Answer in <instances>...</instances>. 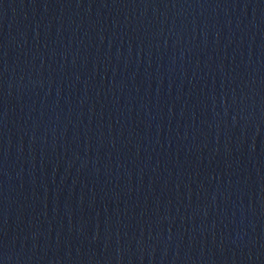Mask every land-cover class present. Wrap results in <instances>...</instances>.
<instances>
[{
    "label": "water",
    "instance_id": "obj_1",
    "mask_svg": "<svg viewBox=\"0 0 264 264\" xmlns=\"http://www.w3.org/2000/svg\"><path fill=\"white\" fill-rule=\"evenodd\" d=\"M0 264H264V0H0Z\"/></svg>",
    "mask_w": 264,
    "mask_h": 264
}]
</instances>
